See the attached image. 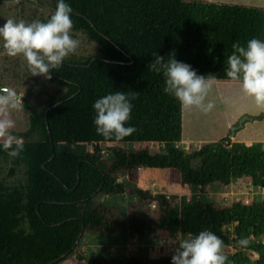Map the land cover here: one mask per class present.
<instances>
[{
	"label": "trees",
	"instance_id": "obj_1",
	"mask_svg": "<svg viewBox=\"0 0 264 264\" xmlns=\"http://www.w3.org/2000/svg\"><path fill=\"white\" fill-rule=\"evenodd\" d=\"M67 2L74 31L99 44L101 54L50 70L48 80L66 94L42 113L30 108L24 129L12 133L24 141L17 156L0 150V159L24 164L28 176L26 188L0 185V264H62L86 233H117L121 218L97 199L126 192L120 175L129 177L142 201L160 205L158 220L130 216L133 235L176 238L210 230L222 241L225 264H264V201L249 205L240 199L219 208L199 200L178 209L167 196L139 186L140 170L146 168L168 171L170 185L186 193L247 179L264 189V143L234 142L230 132L192 152L182 149L184 107L163 91V73L148 68L158 54L166 60L173 55L198 74L215 75V82H240L226 76V58L233 43L264 39V8L184 0ZM116 91L135 96L127 124L136 131L119 141L97 134L93 124V102ZM251 119L263 121L264 113ZM34 134L41 140L30 141ZM138 143L160 148L118 149L111 160L103 156L104 144ZM242 239L247 245H240ZM128 264H171V258L153 263L134 257Z\"/></svg>",
	"mask_w": 264,
	"mask_h": 264
},
{
	"label": "rangeland",
	"instance_id": "obj_2",
	"mask_svg": "<svg viewBox=\"0 0 264 264\" xmlns=\"http://www.w3.org/2000/svg\"><path fill=\"white\" fill-rule=\"evenodd\" d=\"M184 1L264 8V0ZM55 8V0H0V25L5 23L7 18L26 22L45 21L55 11ZM71 35L79 41V47L64 61L87 62L92 57L101 54L100 45L93 42L87 34L76 32L72 28ZM5 89L13 90L20 101V106L16 109L0 108V120H12L14 127L10 129V132L15 134L24 129L26 120L31 114V107L38 113H42L55 100L61 99L67 91L49 81L47 76L33 75L23 56L7 55L0 42V93ZM209 101L214 107L208 112L195 106L184 107V133L180 147L187 152L226 138L243 118H251L264 113V106H258L253 97L243 92L241 82H215L206 98V103ZM3 140L4 138L0 137V143H3ZM29 140L40 141L41 137L34 134ZM232 140L248 145L264 143V120H248L244 128L239 129L238 135L232 137ZM147 148L156 151L160 146L153 143H138L130 147L126 144H104L102 146L103 156L109 160L115 158V152L118 149L140 151ZM86 151L92 152L93 147H87ZM14 167L15 174L11 175ZM118 181L126 186L124 194L100 196L97 201L107 204L121 218L122 228L114 234L86 233L75 254L62 264H87L94 260L128 264L134 257L155 263L171 258L175 248L178 247V240L187 236L180 235L171 238L162 235L157 239L150 236L133 235L129 231L130 216L138 213L142 218L151 221L158 220L160 205L155 202L142 201L134 194L136 187L128 176L120 175ZM0 185L10 189L26 188L28 185L27 167L24 164L14 166L12 158L0 159ZM139 186L144 190L152 191L156 196H167L171 205L178 209H182L186 202L199 200L207 201L219 208L232 206L240 199L249 205L264 201V189L254 187L248 179L235 182L230 186L214 185L204 191L198 189L193 193H186L179 187L170 185L168 171L141 169ZM24 227L27 229L28 225L24 224ZM223 250L222 246L221 251Z\"/></svg>",
	"mask_w": 264,
	"mask_h": 264
},
{
	"label": "clouds",
	"instance_id": "obj_3",
	"mask_svg": "<svg viewBox=\"0 0 264 264\" xmlns=\"http://www.w3.org/2000/svg\"><path fill=\"white\" fill-rule=\"evenodd\" d=\"M72 11L67 0H57L55 11L47 21L26 22L7 18L0 25V42L4 51L9 56H23L33 75H43L50 79V70L60 66L79 47V41L71 35ZM232 48V54L226 58V76L239 80L243 92L253 97L258 106H264V39L252 38L246 42V46L233 43ZM148 68L163 73V91L174 97L182 107L195 106L205 112L214 107L212 102L206 103V98L215 83V75L198 74L191 65L177 60L173 55L166 60L158 54ZM133 99L134 95L123 91L97 98L92 105L97 134L106 139L114 137L117 141L131 136L136 128L127 122L131 119ZM19 106V98L13 90L5 89L0 93V108L16 109ZM13 127L12 120H0V137L4 138L0 150L15 157L23 149L24 141L22 137L10 132ZM239 243L245 246L248 241L242 239ZM177 244L171 264L226 262L221 251L222 241L210 230H202L198 234L188 233Z\"/></svg>",
	"mask_w": 264,
	"mask_h": 264
},
{
	"label": "water",
	"instance_id": "obj_4",
	"mask_svg": "<svg viewBox=\"0 0 264 264\" xmlns=\"http://www.w3.org/2000/svg\"><path fill=\"white\" fill-rule=\"evenodd\" d=\"M94 61V60H92ZM248 120H251L250 117H245L241 120V122L239 123V126L235 127L232 131V137H235L236 136V132L239 131V129L241 128H244L245 126V123L248 121Z\"/></svg>",
	"mask_w": 264,
	"mask_h": 264
},
{
	"label": "crops",
	"instance_id": "obj_5",
	"mask_svg": "<svg viewBox=\"0 0 264 264\" xmlns=\"http://www.w3.org/2000/svg\"><path fill=\"white\" fill-rule=\"evenodd\" d=\"M231 124H232V123H231ZM182 143H183V142H182ZM182 143H181V144H182ZM181 144H179V146H180ZM145 169H146V168H145Z\"/></svg>",
	"mask_w": 264,
	"mask_h": 264
}]
</instances>
